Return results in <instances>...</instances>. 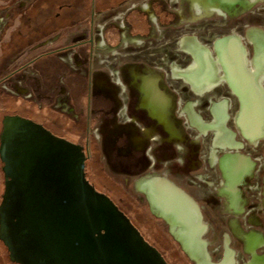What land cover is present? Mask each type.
Here are the masks:
<instances>
[{
    "label": "rangeland",
    "instance_id": "1",
    "mask_svg": "<svg viewBox=\"0 0 264 264\" xmlns=\"http://www.w3.org/2000/svg\"><path fill=\"white\" fill-rule=\"evenodd\" d=\"M34 1L0 3V94L9 97L4 111L40 125L75 123L69 124L72 133L59 128L58 133L78 145H84L88 135L96 157L89 180L129 206V215L142 221L143 233L170 264H224L229 253L231 264H264V81L259 84L251 73L264 75V0H238L230 11L218 3L202 8L199 0L126 1L106 11L104 23L133 7L141 11L144 5L156 4L173 21L163 25L158 19L142 45L123 44L113 53L93 51L84 67L78 64L86 60L83 53H71L79 24L40 35L36 42L17 43V12ZM227 40L238 44L242 54L241 63L230 67L217 49ZM192 42L220 62L219 74L226 78L207 93L201 94L174 71L196 63L201 72H210V81L215 80V69L205 55L195 52ZM51 52H57L56 62L64 71L53 80L47 75L49 67L33 62ZM20 82L33 96L31 101L11 94L23 92ZM243 83L250 95L242 99L236 85ZM74 89L89 93L88 110L77 105ZM58 97L76 111L78 121L71 112L63 115L59 105L56 108ZM247 128L256 140L244 136ZM154 180L181 193L190 210L170 196L147 192ZM197 229L202 233L199 242ZM175 233L194 255L184 251ZM252 235L261 239L254 253ZM166 236L170 251L159 243ZM4 253L0 247V264H6Z\"/></svg>",
    "mask_w": 264,
    "mask_h": 264
},
{
    "label": "water",
    "instance_id": "2",
    "mask_svg": "<svg viewBox=\"0 0 264 264\" xmlns=\"http://www.w3.org/2000/svg\"><path fill=\"white\" fill-rule=\"evenodd\" d=\"M11 140L21 184L7 192L0 209V241L12 263L167 264L129 219L89 186L82 148L20 118L6 120L1 149ZM57 146L66 156L60 157L65 192L59 195L52 153ZM74 156H79L76 164Z\"/></svg>",
    "mask_w": 264,
    "mask_h": 264
},
{
    "label": "trees",
    "instance_id": "3",
    "mask_svg": "<svg viewBox=\"0 0 264 264\" xmlns=\"http://www.w3.org/2000/svg\"><path fill=\"white\" fill-rule=\"evenodd\" d=\"M124 1L126 0H39L30 7L17 12V16L21 17L20 27L16 32V39L18 41L17 43L22 45L25 43L27 44L36 42L40 35L46 34L44 36H47L50 32L57 29L61 24H66L69 26L71 23L77 20H88L90 19L94 9L98 12L107 11L118 6ZM153 9L156 16L163 25H169L173 21V16L165 11L162 5L156 4L153 6ZM127 22L130 25L132 36L148 37L150 35L151 25L147 17L139 11L131 12L127 17ZM109 37L110 42L113 41L112 44L115 45L119 37L118 32L116 30H111ZM56 53L57 52H51L39 55V57L33 61L38 63V65L40 64L42 66H46V68L49 67L50 71L47 73V75L52 77V80L54 76L59 77L64 73V71H62V67L56 62ZM63 122L65 124L60 125L61 130H64V133L67 132V134L72 133V131L69 129V126L71 125H69L66 120ZM49 126L51 127V125ZM77 128L80 127L77 125ZM167 239L168 236H166L165 239L162 238L161 241L159 240V243L164 246L166 250L170 251ZM170 239L172 241L171 237ZM172 242L174 244L176 243L175 241ZM6 259V264H12L9 261L8 256Z\"/></svg>",
    "mask_w": 264,
    "mask_h": 264
},
{
    "label": "flooded vegetation",
    "instance_id": "4",
    "mask_svg": "<svg viewBox=\"0 0 264 264\" xmlns=\"http://www.w3.org/2000/svg\"><path fill=\"white\" fill-rule=\"evenodd\" d=\"M14 0H0L1 2H12ZM39 0H35L32 4H34L35 2H37ZM31 4V5H32ZM31 5L27 6V5H22V8L25 7H30ZM20 87H22L23 83H19ZM24 88V87H23ZM16 91H14L13 94L14 96L16 95V97H19L21 99H24L25 101L28 100H32L33 96L31 94H29L31 96V98H26V96L21 95L16 93ZM21 96V97H20ZM23 96V97H22ZM9 97H4L3 94H0V116L3 114H6L2 117V121H1V131H0V209L5 201V196L7 194V192H11L17 190L19 184H21V182L19 181V175H18V166H17V160H18V155L16 153V146H15V142L13 140L9 141L8 144L5 145V147L3 148V150L1 149L2 144H1V136L4 130V125L7 119H14V118H18V116L15 113H11V114H7L6 111H4V101L6 102V99H8ZM29 102V101H28ZM52 114H54V116H56L57 118H59V115L52 112ZM34 123V122H33ZM35 125L41 127L44 131H46L47 133H50L53 137L59 139V140H65L69 143H71L74 146H78L80 148H82V153L84 154V174H85V179L87 181V183L89 184V186L94 189V191L101 196H105L107 197L115 206L116 208L119 210V212H121L124 216H126L129 221L131 222L132 226L140 233V235L142 236V238L144 239V241L150 245L152 248H154L161 256L162 258H164V260L166 261L167 264H170L166 258V256L164 255L163 251L160 250V247L155 243V241L150 240V238H148L142 231L140 224L142 223L141 220L138 219V217H134V219L129 215L128 211H130L131 209L129 208V206L121 201L120 202H116L107 192L101 191L99 190L90 180H89V173L90 171H92V168H94V164L96 163V157L95 155L92 156L91 150H90V140L88 138H86L85 144H75L73 143V141L66 139L64 137V135H60L58 133V128L59 131L60 129V125L59 126H52L51 127L48 125L49 123H45V124H37L34 123ZM11 125H15V124H11ZM64 132V130H61ZM215 139V135H212V141ZM208 141V140H206ZM2 151V152H1ZM52 153L54 154V158L56 159V168H57V172H58V177H57V185H58V191L57 194L59 195L60 193L63 194V192H65V188H64V172L63 171L64 167L61 165L60 163V157H62L64 160L66 158L65 156V152L64 149L61 146H57L52 150ZM71 157V153H67V158ZM61 158V160L63 161V159ZM78 159L79 156H74L73 157V164L78 163ZM98 162V161H97ZM53 163V162H52ZM90 170V171H89ZM95 169L92 171L94 172ZM53 174V172H52ZM72 187V186H71ZM69 190H73L72 188H69ZM13 195V194H12ZM126 206V207H125ZM159 237L154 235V239L157 241ZM0 247L3 248V250H5V255L8 256V259L10 261V257H9V253L7 248L4 246V244L0 241ZM11 262V261H10ZM12 263V262H11ZM14 264V263H12Z\"/></svg>",
    "mask_w": 264,
    "mask_h": 264
},
{
    "label": "bare ground",
    "instance_id": "5",
    "mask_svg": "<svg viewBox=\"0 0 264 264\" xmlns=\"http://www.w3.org/2000/svg\"><path fill=\"white\" fill-rule=\"evenodd\" d=\"M194 45V49H196V53L197 54H201V55H205L210 68H214L216 75H215V80L214 81H210L209 79V71L208 70H204L203 72H201V70H199V65L194 63L192 66H190L188 69L186 70H182V69H174V71L176 73H178L179 78L190 82L195 88H198L202 93H207L212 91L213 89H215L216 87H218L219 85H221L222 83H225L226 78L223 77L222 75L219 74V72L222 70V66L220 64V62L217 59H214L211 57V55L209 54V51L202 47L201 45H199L198 43L192 42ZM218 52L220 53V56L222 55L223 58H225V60H227V64L228 66L230 64H238L241 63V59H242V54L240 51V48L238 47V44H236L233 40H227L225 42H222L218 47ZM244 56V55H243ZM230 67V66H229ZM239 70H243V67H239ZM253 77L257 80V82L259 84H261L264 81V75H260L257 73L256 70H252L251 71ZM237 90L236 92L239 93L238 95L242 97L250 95V89L248 87L247 84H241V85H236ZM247 94V95H246ZM242 132H244V136L246 138H248L249 140H256V135L253 134L250 129H246V130H242ZM218 136V135H217ZM148 189L147 192L149 193H160L164 196H170L172 197L174 200L179 201L185 208H188L190 210V205L188 203V201L185 200V198H183L181 193H177L175 191V189H173L172 187L166 185L165 183L158 181V180H154V181H150L148 183ZM145 191V190H143ZM199 230L198 232H196L195 237L197 238L196 240L199 242L200 237L202 236L201 230ZM177 238H180V241H182V243L185 245V248L187 250V252L192 255L193 254V248L191 246L188 245V243L185 242L184 239H182V237L179 236L178 233L174 234ZM249 244H250V248L253 251V253L255 252L256 248L261 244V239L259 236L257 235H252L251 237H249ZM198 246V247H197ZM197 248H200V245L197 243ZM192 248V249H191ZM195 251L198 252L199 249H194ZM194 255V254H193ZM232 263V254L229 253L226 256L225 262L224 264H231Z\"/></svg>",
    "mask_w": 264,
    "mask_h": 264
},
{
    "label": "crops",
    "instance_id": "6",
    "mask_svg": "<svg viewBox=\"0 0 264 264\" xmlns=\"http://www.w3.org/2000/svg\"><path fill=\"white\" fill-rule=\"evenodd\" d=\"M126 1H129V0H126ZM126 1H124L123 3H125ZM225 1L226 0H199V3H200L201 7H202V5L203 6H205V4L207 5V3L214 4V6L216 5V3H218L220 7H221V5L223 7H227L226 9L229 10V11L231 9L234 10L236 8L234 6L236 4V1H238V0H228L229 1L228 5L226 4ZM191 2H196V0H192ZM141 8H142L141 11L137 10L136 7H133L132 9H128L125 12H121V13H125V25H126V28H125L124 31L120 29L119 24L116 21V18H117V16L120 13L116 14L115 16H113V18L111 19L112 20L111 23H107L106 21L104 23L102 18L103 19L107 18V15L105 14L106 11L98 12L95 9L93 10L90 19H88V20H77V21L71 23L69 26L66 25V24H61L54 31H57L59 29L68 28V27H71V26L74 27L75 25L79 24V25L76 26L77 31H76V34L74 35V36H76V40L75 41L77 42L76 43L77 46L73 47V50H72L71 53L75 54V53H78V51H80V53L81 52L83 53V55H84L86 60H85V62H82V60H80L81 64L80 63H78V64L79 65H83V67H84V64L86 65V63L91 62V60H92L91 57H92L93 51H96V52L97 51H106V52L113 53L114 51L119 50L120 47L123 46L125 41H127L129 44H136L138 41H143V39L145 37H134V36L131 35V28H130L129 23L127 22V17H128V15L131 12L139 11L140 13L144 14L147 17V19H148V21H149V23L151 25V32H152L153 25H155L154 24V20H156L158 22L159 18L156 16L154 9H152L153 7L151 8L149 5H147V6L144 5ZM109 10H107V11H109ZM210 11H212V10H210ZM106 20L109 21V19H106ZM99 25H104L105 26L106 47L103 48V49H100L98 47L99 39H98V36H97V32H98L97 27ZM111 30H116L118 32V35H119L115 45L112 44L113 41L110 42V40H109V38H110L109 35H110ZM52 33H54V32L52 31L48 35H51ZM60 37L58 36L55 39L56 42L60 41ZM85 52H86V55H85ZM88 78H89V76H88ZM19 90L20 91L22 90L23 92L22 93H18V94H23V95L28 94V92L26 90H24L22 87L19 88ZM76 90H79V89L76 88ZM76 90L74 89V91H73L74 93L73 94L76 97V100L78 101L77 105L80 107V109L84 108V109L88 110L89 109V103H90L89 102V98H90L89 97L90 96L89 93H87V95H82V92H80V91L75 92ZM69 98H70V96H66L65 99L69 101ZM58 99H60V98L58 97ZM59 112H61V111H59ZM59 112H57V113H59ZM75 112L76 111H74V113ZM62 114L66 115L64 113H62ZM75 115H76V113H75ZM76 117L77 118H74V119H76L78 121L79 120L78 116L76 115ZM67 122H68V124L72 123L70 121H67ZM72 124L76 125L75 123H72Z\"/></svg>",
    "mask_w": 264,
    "mask_h": 264
},
{
    "label": "built area",
    "instance_id": "7",
    "mask_svg": "<svg viewBox=\"0 0 264 264\" xmlns=\"http://www.w3.org/2000/svg\"><path fill=\"white\" fill-rule=\"evenodd\" d=\"M116 21L118 22L120 29L124 31L125 28H126V25H125V13H120V14L117 16ZM154 24H155V25L157 24V21H156V20H154ZM97 30H98V32H97V36H98V39H99V45H98V47H99L100 49H103V48L106 47V40H105V26H104V25H99V26L97 27ZM137 44H138V45H142L143 43H142V41H138ZM128 45H129V43H128L127 41H125L124 46H125L126 48H128ZM11 93H14V92H11ZM16 93H17V92H16ZM16 93H15V94H16ZM16 95H17V94H16ZM16 95H15V96H16ZM24 96H26V98H31V96H30L29 94H26V95H24ZM64 100H65V99H64ZM58 105H59L60 110H62V113L67 114V112L69 111V112H71V113H69V115H71L73 118H77L76 115H75V113H74L73 111H71L70 108L66 107V105H65V103H64V101H63V99L60 98V99L58 100L57 105H56V108L58 107ZM59 108H57V109H59Z\"/></svg>",
    "mask_w": 264,
    "mask_h": 264
}]
</instances>
